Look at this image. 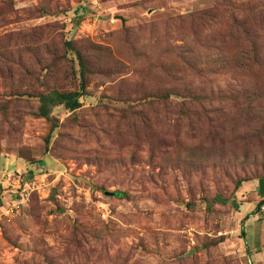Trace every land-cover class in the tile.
<instances>
[{"label":"rangeland","instance_id":"obj_1","mask_svg":"<svg viewBox=\"0 0 264 264\" xmlns=\"http://www.w3.org/2000/svg\"><path fill=\"white\" fill-rule=\"evenodd\" d=\"M232 15L264 41V0H0V264H264ZM52 90L80 107L41 117Z\"/></svg>","mask_w":264,"mask_h":264},{"label":"trees","instance_id":"obj_2","mask_svg":"<svg viewBox=\"0 0 264 264\" xmlns=\"http://www.w3.org/2000/svg\"><path fill=\"white\" fill-rule=\"evenodd\" d=\"M247 27L250 26H247L241 19H237L235 15H232V25L228 28V32H230L231 37L235 35L234 38L237 37V39H241L245 43L238 49V55L236 56V63L240 62V68L247 67L250 63L258 64L264 61V41L260 40V31H263V29L252 26L248 30ZM242 33L245 34V38H242ZM80 97L81 94L79 92H60L56 90L40 94L39 114L41 117L50 119L51 109L58 105H62L69 110H74L81 105ZM48 139L49 137L47 136L46 143H48ZM40 162L41 160L38 161V163ZM257 191L259 195L264 196V177L258 179ZM114 193L121 194L118 191Z\"/></svg>","mask_w":264,"mask_h":264}]
</instances>
